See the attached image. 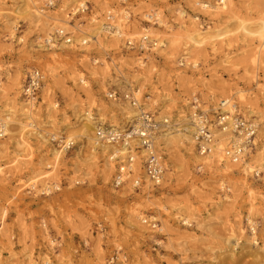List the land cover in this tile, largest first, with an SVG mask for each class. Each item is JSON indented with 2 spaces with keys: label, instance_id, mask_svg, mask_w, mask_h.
Masks as SVG:
<instances>
[{
  "label": "bare ground",
  "instance_id": "1",
  "mask_svg": "<svg viewBox=\"0 0 264 264\" xmlns=\"http://www.w3.org/2000/svg\"><path fill=\"white\" fill-rule=\"evenodd\" d=\"M19 1L25 8L23 15L29 24L28 27L36 32V43L32 47H35L36 51L30 52L29 56H26V59L23 60V64L19 65L12 74L6 72L5 84L2 83L0 77V121H4L5 124L2 127L4 137L0 139V158L10 154L8 152L10 149H12V153H15L14 159L8 164L9 169H7V164H0L1 178L5 180L8 178V174L13 173L19 174L21 178L24 177L29 170L30 163L28 161L32 160L30 140H37L40 149L45 152L39 163L41 166H46L50 172L44 173L39 172L41 170H36L37 172L34 171L25 181L20 182L21 180H19L17 186H23L25 189L28 187L29 193L35 196L42 193L46 196L59 193L60 187L54 181L58 176V167L64 162L65 152L63 149L60 150V147L53 146L46 138L50 133L48 129H52L51 136L55 137V140L57 138L64 141L68 146L74 147V145H77L76 150H79L81 143H85L88 150V161L95 163L96 160H101L100 163L104 168L102 171L104 173V176L102 175L104 185L110 183L111 179L113 183L116 170L113 162L109 159L110 154L119 152L120 158H125L127 153L119 142L111 146L99 142L95 135L97 128L107 123L111 129H119L118 124H113L112 117L107 118L109 113L116 112L122 120L123 126L120 129L123 131L125 127L133 124L140 111L151 113L146 109L148 106L145 104L146 102H151L152 106L158 107V118L166 124L161 122L162 126H165L158 132L156 137V145L165 151L169 161L168 165L164 164L163 166L164 172L161 184H166L173 180V177H178V174L185 168L182 165V157L180 160L172 153L173 149L180 148L189 153L187 162L192 165L187 164V167L188 165H195L196 169H206L207 171H211L213 168L220 169L222 170L221 176L226 177L230 186L233 187H236L235 182L238 183L236 180L233 181L234 174L239 175L242 184H244L251 174L264 173V145L255 155H250L238 163L229 161L230 155L225 156L224 154L227 142L232 138L229 131L224 134L214 131L216 136L210 146L208 155L201 156L195 149V119H193L192 114L193 109L195 110L198 104L203 111L209 114L211 121H216L217 117H224L223 119L225 121L228 119V122L239 116L245 120L254 121L258 125V141H262L261 138H264L262 128L264 108L260 107L258 99L252 97L251 88L241 87L237 82L217 81L207 84L202 80H192L190 77L181 75L182 73H177L174 76L167 73L165 77L163 74L160 75L161 80L168 81L172 77L178 83L180 94L174 97L170 88L166 92L159 90L157 81H155L156 68L154 62L149 59L150 64L147 67L146 58L138 57L136 52H133V45H127V43L132 44L133 41L141 42L146 38L148 46L152 44L150 46L153 47L154 52H162L169 64H177L180 68L188 67L194 74H200V60L204 51L208 49L212 55H216L219 48H225L223 51L224 64L229 65L233 54L232 44L239 42L241 46L238 50L245 52L249 49L245 57L251 66L261 70L264 69V66H262L264 64V21L261 20L259 23L254 24L250 20L238 17L237 13L233 11V0H212L204 3L198 0H189L188 8L193 10L199 7L202 11L199 12L200 15L205 19L209 18L207 21L212 22L213 27L203 28L200 18L197 16L189 17L182 7H178L169 11L170 14L176 16L174 23L176 28H174L165 16L164 11H155L152 6L148 5H143L135 11L136 17H141V20L132 23L128 11L121 10L117 12V10L110 7L109 2L95 0V3L99 5L95 15L99 18L104 14L109 22L97 21L96 16L93 14L88 19L87 26L82 27L79 23L72 24V22L79 12L84 14L86 8L88 10L87 3L91 0H57L60 3V8L56 14L51 13L49 11L51 9H44V0ZM46 1L54 4L55 7V0ZM111 1L114 4L113 0ZM247 1L251 2L253 0ZM256 2L264 4V0H256ZM95 3L94 5H96ZM2 4H4V1L0 0V6ZM18 10L19 7H16L13 13L16 14ZM4 12L6 11H3L0 7V14ZM227 21L234 22L232 31L220 29ZM17 26L16 23L11 24L9 40L11 43L16 41L24 47L25 38L23 36L16 38ZM155 26L157 28H154ZM60 33H62L61 35H70V45H67L61 37L57 36ZM73 43L86 46L81 47L80 51H75L76 46ZM91 46L98 47L103 54L100 64L102 68H97L99 63L96 60L93 61V66H89L88 60L84 56L75 62L74 58L81 53L88 54ZM109 46L121 49V51H131L132 54L126 57L122 55L117 60L109 59L106 61L104 58L107 55ZM148 46L145 48L150 51L151 49ZM69 57L73 58L71 63L66 67H61L60 62L63 60L68 61ZM35 66H40L43 72L34 68ZM62 68L63 70H60ZM23 69L29 70L25 82L33 71L40 72L42 77V85L39 88L41 102L37 101V95L30 100H26L22 96L25 82L21 84L20 74ZM60 71H65L64 79L58 78ZM257 78L258 72L254 73L249 80L253 83L257 82ZM87 80L93 82L97 91L93 92V88ZM59 83H62L63 95L70 101L74 123L64 122L59 128L55 127L53 129L56 122L52 110L58 106L53 102L54 95L51 88H57L60 85ZM68 83L71 85L68 86L69 88L64 89V85ZM160 83L159 81L158 84ZM109 88H115L116 91L122 94L121 98L114 101L102 100L103 93ZM148 89L149 91H147ZM262 90H258L257 95ZM143 91L150 94L153 99L151 100L150 96L147 95L141 96ZM128 93H134V99L137 100L134 108L123 99V96ZM12 94L14 100L10 99ZM108 94L106 93V95ZM196 95L200 96L201 104L196 99L198 98ZM22 97L25 102L20 101ZM98 101H100L99 104L96 103ZM193 101H198V103L194 102L196 106L193 105ZM37 104H39V108ZM40 106H43L44 113L40 111ZM168 118H171L174 122L171 124ZM211 128L214 129L215 127ZM58 131L66 134V137L57 136L55 133ZM129 146L134 147L130 155H134V159L137 161L136 164L139 166L142 161L139 157H143L144 153L141 150L143 156L138 157V152L135 150L137 144L134 141H130ZM24 153L25 159L23 160ZM139 170L138 168L134 169V175L126 177V183L117 189L120 191H115V194H107L109 200L116 203H125L129 199L141 201V203H137L134 208L127 211L126 217L130 228L141 233L146 232L151 236L150 233H147V229L141 225V222H144L143 212L149 207H153L152 211L157 213L158 219H160L161 227L158 232H165V229H168L167 224L172 218L177 220L181 218L180 222L184 226L192 227L193 224L197 223L201 211L191 209V205H187L183 209L171 204L168 199L157 197V188L153 187L146 180L143 172ZM133 178H139L142 183L138 192L132 186L131 181ZM222 179L220 177L215 182H217L221 191L230 194L231 188L226 186ZM39 185L42 187L41 191ZM248 197L250 199L248 201L246 226L250 237L247 241L254 246H259L260 243L256 237L258 222L257 218H254L255 203L250 191H248ZM50 200H53V198ZM229 202H231V196L224 194L222 204ZM6 217L7 211L3 210L0 214V220H4ZM150 220L155 221L156 218L151 216ZM41 226L45 229H43V236L46 239L48 251L53 254L60 247V244L50 238L44 223ZM151 226H153V223ZM242 235H244V230L241 228L237 236L230 230V238L227 241V252L230 256L243 242ZM157 244L161 247L165 246L161 241H158ZM119 260L117 264H128L125 256H121ZM41 264H52V262L47 256ZM57 264H69V262L66 263L58 258ZM97 264H103L102 260H99Z\"/></svg>",
  "mask_w": 264,
  "mask_h": 264
},
{
  "label": "rangeland",
  "instance_id": "2",
  "mask_svg": "<svg viewBox=\"0 0 264 264\" xmlns=\"http://www.w3.org/2000/svg\"><path fill=\"white\" fill-rule=\"evenodd\" d=\"M3 1L4 4L0 7L6 12L0 14L2 16L0 18V77L2 83L5 84L6 72L12 74L19 65L23 64V60L26 59V56H29L30 52L36 51L35 47L32 48L36 43V32L28 27L29 24L23 15L25 8L19 0ZM98 1L109 2L110 7L117 10V12L121 10L128 11L132 23L141 20V17H136L135 11L143 5H148L152 6L155 11H164L172 27L175 26L176 16L170 14L169 11L178 7H182L189 17L197 16L200 18L203 28L213 27L212 22L207 21L209 18L205 19L200 15L199 12L202 11L199 7L193 9L194 11L188 8L189 0H125L124 2H122L123 0H113L114 4L111 0ZM198 1L204 3L212 0ZM94 3L95 0L87 3L88 10L84 14L79 12L74 17L72 24L79 23L82 27H86L88 19L91 15H95V12L99 9L98 3H95L96 5ZM16 7H19V10L15 14L13 12ZM59 8L60 3L55 0V7L49 11L56 14ZM233 8V11L241 19L250 20L254 24L259 23L261 20L264 21V4L257 3L256 0L251 2L233 0ZM96 18L97 21L109 22L104 14L99 18L96 16ZM12 23L18 25L15 33L16 38L20 36L25 38L24 47L16 41L11 43L9 40ZM154 28H157V26ZM220 29L232 31L234 22L227 21ZM138 43V41H133V52H136L138 57L146 58L147 67L150 64L149 59L154 62L156 68L155 81H157L161 92H166L170 88L174 97L179 96L178 83L172 77L168 81L161 80L160 75L163 74L165 77L167 73L170 76L182 73L181 75L190 77L192 80H202L207 84L217 81L237 82L241 87L251 88L252 97L258 99L260 107L264 108V69L259 70L251 66L245 57L249 49L245 52L238 50L241 46L239 42L232 44L233 54L229 65L224 64L223 51L225 48H219L216 55H212L208 49L204 51L200 60V74H194L188 67L180 68L177 64H169L163 53L154 52L153 48L148 52H140ZM73 44L76 46L75 51H80L86 46ZM131 54V51H121V49L109 46L104 59L106 61L109 59L117 60L122 55L126 57ZM83 56L88 60L89 66H93V61L96 60L99 63L97 68H102L100 64L103 54L98 47L91 46L89 53L79 54L74 58L75 62L82 59ZM71 60H73L72 57H69L68 61L63 60L60 62V66H68ZM34 68L41 70L40 66ZM60 70H63V68ZM28 72L27 69L21 71V84L25 82ZM256 72H258L257 82L252 83L249 79ZM64 73L65 71H60L58 78L64 79ZM159 81L160 84H158ZM87 82L92 86L93 92L97 91L93 82L90 80H87ZM59 84L57 88H51L54 95L53 102L58 106L52 110L56 122L53 129L55 127L59 128L64 122L74 123L70 101L62 93V83ZM70 85L69 83L65 84L64 89L69 88ZM261 89H263L262 92L257 95L258 90ZM112 92L117 93V97L121 98L122 94L116 91L115 88H109L103 93L102 100L107 101L106 93ZM144 95L150 96L151 100L153 99L146 91L141 93V96ZM196 96L201 104L200 96ZM10 99L14 100L13 94L10 95ZM20 101L25 102L23 97L20 98ZM37 101L41 102L39 91ZM96 103L99 104L100 101ZM145 104L148 105L146 109L153 113L155 119L159 121L158 107L152 106L151 102ZM37 105L39 108V104ZM40 108V111L44 113L43 106H40ZM43 113L41 114L44 115ZM111 117L114 120L113 124H118L119 128L123 126L118 113L113 112L107 115V118ZM168 120L171 124L174 122L171 118H168ZM103 126H108V124L106 123ZM262 128L264 130V121ZM48 130L50 133L46 138L49 143L57 148L50 141L52 129ZM58 132L55 133L57 136L66 137V134ZM257 135L252 155H255L264 145V138H261L262 141H258ZM39 146L37 140H30L32 160L28 161L30 163L29 170L23 178L16 173L8 174V178L5 180L0 177V214L3 210L7 211V217L0 220V264H41L47 256L51 259L52 264H57L58 258L66 263L69 262V264H97L99 260H102L103 264H108L112 257L114 258L113 264H117L121 256H125L128 264H264V243H262L264 242V173L251 174L244 184H242L240 176L234 174L233 181L236 180L238 183L235 182L236 187H233L230 186L226 177L221 176L222 170L215 168L211 171L199 170V168H195V165H188L187 167V164H191L187 162L189 153L185 152L183 148L173 149L172 153L175 157L180 158V160L182 157V165L185 168L182 169L183 172L181 171L178 174V177H173L170 182L157 187L156 195L168 199L171 204L183 209L185 206L191 205V209L201 211V216L192 227L184 226L180 222L181 218L178 220L172 218L167 224L168 229L161 233L158 232L161 223L157 213L152 211L153 207L146 208L142 216L144 222H141V225L147 229V233L151 234L149 236L146 232L141 233L128 226L127 211L134 208L141 201L129 199L125 203H116L109 200L107 194H115V191L120 190L113 187L112 179L110 183L104 185V173L102 172L104 168L100 163L101 160H96L95 163L88 161V150L85 143L80 144L79 150H76L77 145H74L72 149L64 151V162L58 167V176L54 181L60 187L59 193L50 196L42 193L35 196L29 193L28 187L25 189L23 186H17L19 180H21L20 182L25 181L36 170H41L39 172L44 173L50 172L46 166H41L39 163L40 158L45 155V152ZM157 149L163 157V166L164 164L168 165L169 161L165 151L158 146ZM195 149L197 152L196 147ZM8 152L10 154L0 158V164H7V169H9L8 164L14 159L15 155V153H12V149ZM24 155L25 153L23 154V160L25 159ZM220 177L223 178L222 180L226 186L231 188L230 194L219 189L215 180ZM240 182L241 184H239ZM39 186L41 191L42 187ZM248 191H250L255 203L254 218H257L258 222L256 237L260 243L259 246H254L247 241L250 237L246 226L248 201L250 199ZM224 194L231 196V202L222 204ZM51 198L54 201L50 200ZM151 216L155 217L156 220H150ZM43 223L46 225L50 238L60 244V247L53 254L48 251L46 239L43 236L44 228L41 226ZM152 223L153 226H156L155 228L151 226ZM240 228L244 230L243 242L230 256L227 252L230 230L237 236ZM158 241L163 242L165 246H159Z\"/></svg>",
  "mask_w": 264,
  "mask_h": 264
},
{
  "label": "built area",
  "instance_id": "3",
  "mask_svg": "<svg viewBox=\"0 0 264 264\" xmlns=\"http://www.w3.org/2000/svg\"><path fill=\"white\" fill-rule=\"evenodd\" d=\"M45 7L44 9H52L54 4L44 0ZM86 8V7H85ZM87 11V8H86ZM59 37L62 38V41L69 44L70 38L68 34L61 35ZM128 46L132 44L127 43ZM148 40L143 39L138 43V49L140 52H148L145 47H149L152 49ZM42 77L40 72L33 71L32 74L27 78L25 85L23 87L22 96L26 100H30L34 98L40 86L42 85ZM134 93H128L123 96V99L130 104L133 108L136 107L137 100L134 99ZM106 98L109 100L117 99V93L112 92L106 95ZM198 100V98H196ZM193 101V105L196 106ZM200 105L193 109L192 117L195 119V140H196V148L197 152L201 156H206L210 152V146L214 142L215 138V130L221 134L229 131V135L232 137L229 142H227L225 148V156L230 155L229 161L232 163H238L250 155H252L255 148V139L258 131V125L252 120H245L242 117H236L232 121H225L224 117H217L216 121H211L209 119V114L203 111ZM234 109H236L234 107ZM3 118V117H2ZM138 119V120H137ZM137 119L133 122V124L121 131V129H111L108 126H100L97 128L96 136L99 139V142L105 143L107 145H114L115 143L120 144L123 149L126 150V157L120 158V153H111L109 159L113 162L116 174L113 177V187L115 189H119L122 187L126 181V177L130 175H134V169H140L144 174L146 180H148L151 185L155 188L159 187L163 177V157L161 156L159 150L156 146V137L158 132L163 129L166 125L162 121H157L149 112L140 111ZM4 121H0V139H3L4 133L2 127L5 125ZM162 123L165 125L162 126ZM211 127H215L212 129ZM50 141L57 146V148H61L64 151L70 150L73 146L66 145L64 141H60L55 137L51 136ZM134 141L137 144V148L135 149L138 152V157L142 155L141 150L144 153L143 157H139L141 159V163L139 166L136 164V160L134 159V155H130L131 151L134 150V147L129 146V142ZM128 143V145H126ZM162 157V158H161ZM138 179V180H137ZM132 179L131 183L136 192L139 191L141 187L140 179ZM140 182V185H139ZM114 258L112 257L108 264H113Z\"/></svg>",
  "mask_w": 264,
  "mask_h": 264
}]
</instances>
